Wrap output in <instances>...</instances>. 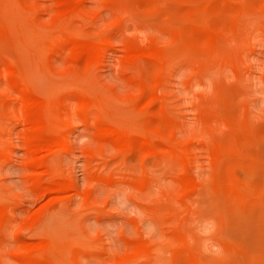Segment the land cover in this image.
Masks as SVG:
<instances>
[{
  "label": "rangeland",
  "instance_id": "rangeland-1",
  "mask_svg": "<svg viewBox=\"0 0 264 264\" xmlns=\"http://www.w3.org/2000/svg\"><path fill=\"white\" fill-rule=\"evenodd\" d=\"M263 214L264 0H0V264H263Z\"/></svg>",
  "mask_w": 264,
  "mask_h": 264
},
{
  "label": "bare ground",
  "instance_id": "bare-ground-1",
  "mask_svg": "<svg viewBox=\"0 0 264 264\" xmlns=\"http://www.w3.org/2000/svg\"><path fill=\"white\" fill-rule=\"evenodd\" d=\"M207 2H208V0H207ZM243 2H245V1H243ZM200 3V2H199ZM196 4V3H195ZM207 4V3H206ZM263 4V3H262ZM194 5V4H193ZM192 5V6H193ZM175 6V5H174ZM204 7V6H203ZM239 9H240V7H239ZM208 10V9H207ZM193 12V11H192ZM191 12V13H192ZM199 12V11H198ZM170 14H172V12L170 13ZM195 14V13H194ZM209 18H207V20H208ZM205 20H206V18H205ZM197 23V22H196ZM196 26L197 25H199V24H195ZM207 26V25H206ZM208 27V26H207ZM209 34V33H208ZM210 36H211V34H210ZM98 43V41H95V42H93V43ZM104 42V41H103ZM92 43V44H93ZM76 44V43H75ZM75 44H73V50H74V53L75 52H80V51H85V52H88L89 53V57H91L90 56V54H94L96 51H99L98 50V47L97 46H95V45H89V44H81V43H77L76 45ZM98 44H100V42L98 43ZM103 44V43H102ZM75 45V46H74ZM139 49V48H138ZM131 52V51H130ZM136 52V51H135ZM84 53V52H83ZM88 53H87V55L86 56H88ZM139 53V52H138ZM82 54V53H81ZM80 54V55H81ZM88 57V58H89ZM87 58V57H86ZM128 58V57H127ZM130 59V58H129ZM90 60V59H89ZM92 61V60H91ZM135 74V73H134ZM152 96V95H151ZM151 98V97H150ZM27 105L29 106V105H32V104H34V99H32V98H27ZM136 102V101H135ZM41 103V102H40ZM35 106H36V104H35ZM35 106H32V107H35ZM40 106L41 105H39V108H40ZM28 109V108H27ZM35 109V108H34ZM147 109V108H146ZM29 110V109H28ZM219 111V110H218ZM35 112V111H34ZM41 111H39V114L40 115H42V113H40ZM28 115V114H27ZM39 115V116H40ZM29 117L30 118H34L35 117V115L34 114H32V113H30L29 112ZM28 117V118H29ZM42 117V116H41ZM43 117H44V115H43ZM42 117V118H43ZM41 118V119H42ZM44 119V118H43ZM44 121H46V120H44ZM49 122V121H48ZM47 122V123H48ZM44 123V122H43ZM46 123V122H45ZM44 123V124H45ZM49 124V123H48ZM39 125V124H38ZM49 125H51V124H49ZM43 126H45V125H43ZM43 126H42V129H43ZM46 127V126H45ZM101 127V126H100ZM99 127V128H100ZM51 128H53V127H48L47 129H50V132L51 131H53V130H51ZM115 128V127H114ZM30 129H32L31 127H30ZM101 129V128H100ZM45 130H46V128H45ZM43 131H44V129H43ZM102 130H100L99 132H101ZM30 132V131H29ZM48 133L49 131H45V133ZM49 132V133H50ZM103 132H105V130L103 131ZM130 130H129V134H130ZM146 132V131H145ZM48 133V134H49ZM52 134L51 135H53V133L54 132H51ZM132 133V132H131ZM150 133V132H149ZM55 134H57L58 135V133H57V131H55ZM107 134H108V137H109V135L110 136H112L113 138H115L117 141H118V144L120 143V141L121 142H123V143H126V146H128L127 144L131 141L129 138H128V134L126 135L124 132H122V131H118V130H116V128L115 129H113V130H107ZM140 134V133H139ZM141 134H143L142 132H141ZM151 134H152V132H151ZM150 134V135H151ZM30 135L32 136V141H30V145H31V147L33 148V150L35 151H37V150H40V151H42L43 152V150H45V149H47V151H49V150H51L52 148H53V146H57L58 144H62V140L60 139V138H53V137H50V136H47V135H45L43 132H42V130H41V128H38V127H34L32 130H31V132H30ZM50 135V134H49ZM152 135H154V134H152ZM158 136V135H157ZM59 137V136H58ZM159 137V136H158ZM148 138H150L149 136H148ZM152 138H153V136H152ZM151 138V139H152ZM160 138H162V137H160ZM166 140H167V138H165ZM233 139V138H232ZM115 140V141H116ZM143 140V139H142ZM144 140H145V138H144ZM150 140V139H149ZM116 141V142H117ZM144 143V142H143ZM121 144V143H120ZM145 144V143H144ZM149 144H151V143H149ZM152 146V145H151ZM174 146V145H173ZM236 146V145H235ZM120 147H122V146H120ZM170 147V146H169ZM174 147H176V146H174ZM237 147V146H236ZM255 147V146H254ZM51 148V149H50ZM152 148H153V146H152ZM172 148V147H171ZM171 148H169V149H171ZM49 149V150H48ZM173 149V148H172ZM150 151V150H149ZM181 154H182V152L181 151H179ZM184 152V151H183ZM33 153V152H32ZM44 153V152H43ZM34 154V156H33V159L35 160V161H37L38 159H39V157L37 156L39 153H37V154H35V153H33ZM41 154V153H40ZM180 154V155H181ZM184 154V153H183ZM185 156V155H184ZM38 158V159H37ZM250 158V157H249ZM37 162H39V161H37ZM40 164V163H39ZM34 166V165H33ZM51 173V172H50ZM51 175V174H50ZM44 178V177H43ZM48 178V177H47ZM45 180H46V178H45ZM48 180V179H47ZM37 181L38 182H40V183H42L43 184V188H42V191L41 192H49V193H51V191H56V189L58 188V184H57V186L56 185H54L53 184V182L52 183H50V182H45V181H43V180H41V179H39V177H38V179H37ZM60 185V184H59ZM187 185V184H186ZM41 187H42V185H41ZM60 188H62V187H59L58 189H60ZM61 190V189H60ZM39 191H40V189H39ZM53 193V192H52ZM55 193V192H54ZM52 195H54V194H52ZM58 195V194H57ZM56 195V196H57ZM55 197V196H54ZM85 197V196H84ZM60 204V202L58 203V205ZM60 205H62V202H61V204ZM58 207V206H57ZM59 208V207H58ZM60 208H61V206H60ZM50 211V210H49ZM54 212H55V210H54ZM264 215V214H263ZM44 217V216H43ZM46 217V216H45ZM47 218V217H46ZM43 221H44V219H42ZM264 224V223H263ZM50 240V239H49ZM41 241V240H40ZM42 242H43V240H42ZM39 246V245H38ZM37 246V247H38ZM51 247H53L52 245H50ZM45 247V246H44ZM33 248H34V246H33ZM32 247L31 248H28V250H29V254H27L28 255V261H30V262H33L34 264H45L44 262H41V261H38L34 256H32L31 255V253L32 252H34V249H33ZM44 249V248H43ZM43 249H41V250H43ZM52 249V248H51ZM39 250V249H38ZM55 251H57L56 249H54ZM68 250V249H67ZM139 250V249H138ZM59 251H61L60 249H59ZM39 252V251H38ZM52 252V251H51ZM62 252H64V251H62ZM40 253H41V251H40ZM43 253V252H42ZM137 253V252H136ZM50 254V253H49ZM53 254V253H52ZM55 254V253H54ZM48 255V254H47ZM51 255V254H50ZM58 255V254H57ZM60 255V254H59ZM140 255V254H139ZM38 256H40V254L38 255L37 254V257ZM44 256V255H43ZM133 256V255H132ZM141 256V255H140ZM238 256H239V254H238ZM51 257V256H50ZM60 259V258H59ZM69 259V258H68ZM57 260V259H56ZM130 261V260H129ZM132 261V260H131ZM130 261V262H131ZM56 263V262H55ZM132 263V262H131ZM53 264H54V261H53ZM119 264V263H118ZM264 264V263H263Z\"/></svg>",
  "mask_w": 264,
  "mask_h": 264
}]
</instances>
